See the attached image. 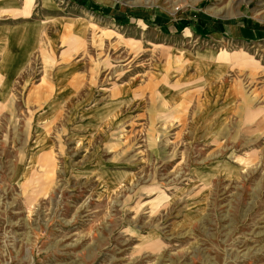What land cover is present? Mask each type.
Here are the masks:
<instances>
[{
  "label": "rangeland",
  "instance_id": "1",
  "mask_svg": "<svg viewBox=\"0 0 264 264\" xmlns=\"http://www.w3.org/2000/svg\"><path fill=\"white\" fill-rule=\"evenodd\" d=\"M0 264H264V0H0Z\"/></svg>",
  "mask_w": 264,
  "mask_h": 264
}]
</instances>
